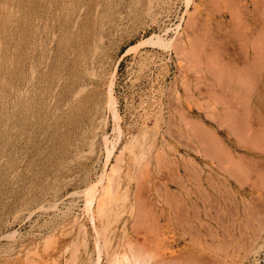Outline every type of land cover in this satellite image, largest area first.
<instances>
[{
	"label": "rangeland",
	"instance_id": "374dc122",
	"mask_svg": "<svg viewBox=\"0 0 264 264\" xmlns=\"http://www.w3.org/2000/svg\"><path fill=\"white\" fill-rule=\"evenodd\" d=\"M0 264H264V0H0Z\"/></svg>",
	"mask_w": 264,
	"mask_h": 264
},
{
	"label": "bare ground",
	"instance_id": "6f19581e",
	"mask_svg": "<svg viewBox=\"0 0 264 264\" xmlns=\"http://www.w3.org/2000/svg\"><path fill=\"white\" fill-rule=\"evenodd\" d=\"M217 1V0H216ZM238 2V1H237ZM257 3V2H256ZM209 4V3H208ZM214 3H212V5H213ZM238 5V4H237ZM257 6V5H256ZM211 7V6H210ZM255 7V6H254ZM242 8V7H241ZM235 11H236V9H235ZM234 11V12H235ZM214 12V11H213ZM209 13V12H208ZM260 13V12H259ZM210 14V13H209ZM262 16V15H261ZM253 20V19H252ZM257 22H258V20H257ZM253 25V24H252ZM236 27V26H235ZM238 28V27H237ZM236 29V28H235ZM237 30V29H236ZM262 30V29H261ZM238 31V30H237ZM242 32V31H241ZM263 33V32H262ZM240 34V33H239ZM263 35V34H262ZM153 40V39H152ZM150 41H151V39H150ZM149 41V39L147 40V41H145V42H150ZM245 47V46H244ZM133 48H135V47H133ZM133 48H131V49H133ZM252 54V53H251ZM234 75H236V73L234 74ZM235 77V76H234ZM112 104V103H111ZM113 105V104H112ZM115 109V108H114ZM115 112V111H114ZM243 123V122H242ZM110 154V153H109ZM112 172H114L115 173V169H112L111 170ZM111 172V173H112ZM114 174L112 173V175L111 174H104L102 177H101V179H100V181H99V183H103L104 181H107L108 182V184H106V185H103L104 186V188L102 189L103 190V192H102V194L101 195H99V197H97V198H95V192H97L96 190H95V192L94 193H92L91 191H92V189H93V187H90V189L88 190L89 192L88 193H92V196H93V194H94V196L92 197V199L91 198H89L88 200L89 201H87V203H88V205H89V207L91 208L92 206H93V204L94 203H98L99 205H98V209H99V212H100V210L103 212V210H104V205L106 204V202H108V201H110V199H111V195H112V192H113V188H112V186H114L113 185V181H112V178L114 177L113 176ZM113 183H112V182ZM96 187L97 186H94V188L96 189ZM251 188V187H250ZM253 188V187H252ZM111 194V195H110ZM109 203V202H108ZM107 203V204H108ZM258 204V203H257ZM109 205V204H108ZM107 206V205H106ZM260 209V208H259ZM98 212V213H99ZM101 212V213H102Z\"/></svg>",
	"mask_w": 264,
	"mask_h": 264
}]
</instances>
